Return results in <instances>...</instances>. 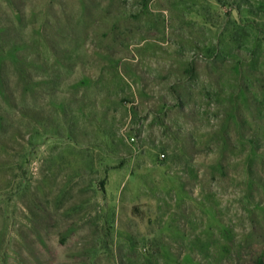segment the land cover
Masks as SVG:
<instances>
[{
	"label": "rangeland",
	"instance_id": "obj_1",
	"mask_svg": "<svg viewBox=\"0 0 264 264\" xmlns=\"http://www.w3.org/2000/svg\"><path fill=\"white\" fill-rule=\"evenodd\" d=\"M0 264H264V0H0Z\"/></svg>",
	"mask_w": 264,
	"mask_h": 264
}]
</instances>
